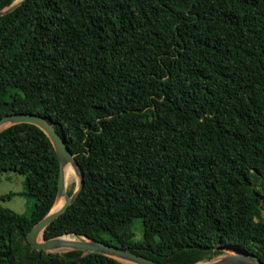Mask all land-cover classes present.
<instances>
[{"label":"trees","instance_id":"obj_1","mask_svg":"<svg viewBox=\"0 0 264 264\" xmlns=\"http://www.w3.org/2000/svg\"><path fill=\"white\" fill-rule=\"evenodd\" d=\"M18 113L47 118L84 176L46 240L161 264L235 246L264 262V0H26L0 18V119ZM8 172L35 206L0 207V264H122L28 243L59 187L40 128L0 134V183Z\"/></svg>","mask_w":264,"mask_h":264},{"label":"water","instance_id":"obj_2","mask_svg":"<svg viewBox=\"0 0 264 264\" xmlns=\"http://www.w3.org/2000/svg\"><path fill=\"white\" fill-rule=\"evenodd\" d=\"M24 1L26 0H15L11 6L0 11V18L14 12ZM21 124L34 125L47 135L54 147L60 166L59 187L55 203L50 212L38 222L27 235V241L32 248L46 254L82 252V257L94 253L112 258L122 264H161L127 249L92 240L82 235H65H73L78 238L80 242L75 244L62 242L61 238L65 236L46 240L45 232L47 228L65 214L79 198L84 187V176L79 162L67 146L65 138L57 132L55 126L45 117L26 113L8 115L0 119V134L11 127ZM69 167L74 169L75 175L78 178L77 188L72 194H70L66 188V172ZM63 248H66V250H63ZM237 248L239 249L238 252H227L226 254L225 251L222 250L223 254L207 261L206 264H264L255 254H251L239 247Z\"/></svg>","mask_w":264,"mask_h":264},{"label":"rangeland","instance_id":"obj_3","mask_svg":"<svg viewBox=\"0 0 264 264\" xmlns=\"http://www.w3.org/2000/svg\"><path fill=\"white\" fill-rule=\"evenodd\" d=\"M78 178L72 181L68 187V192L72 194L77 188ZM25 191V177L16 172H8L2 175V180L0 183V197L8 194H15V196L10 200L0 201V207L5 209H10L18 214L30 215L34 209L35 201L33 199L27 198L22 195ZM264 204V202H263ZM141 224L136 225V233L138 237H141ZM72 237H75L71 235ZM225 254L229 251L228 247L222 249ZM203 261L202 263H206Z\"/></svg>","mask_w":264,"mask_h":264},{"label":"bare ground","instance_id":"obj_4","mask_svg":"<svg viewBox=\"0 0 264 264\" xmlns=\"http://www.w3.org/2000/svg\"><path fill=\"white\" fill-rule=\"evenodd\" d=\"M76 175H75V171L72 167H69L67 172H66V188L68 190L69 185L72 183V181L75 179ZM61 241L66 243H78L80 242V240H78V238L76 237H72V236H65L61 238ZM230 252H238V248L237 247H233L230 246L228 247ZM63 250H66V248H63ZM130 264V263H128ZM199 264H206V263H199Z\"/></svg>","mask_w":264,"mask_h":264}]
</instances>
